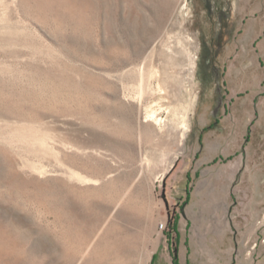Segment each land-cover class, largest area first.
Instances as JSON below:
<instances>
[{"label":"rangeland","instance_id":"rangeland-1","mask_svg":"<svg viewBox=\"0 0 264 264\" xmlns=\"http://www.w3.org/2000/svg\"><path fill=\"white\" fill-rule=\"evenodd\" d=\"M237 1L0 0V264H167L160 214L218 162Z\"/></svg>","mask_w":264,"mask_h":264},{"label":"crops","instance_id":"crops-1","mask_svg":"<svg viewBox=\"0 0 264 264\" xmlns=\"http://www.w3.org/2000/svg\"><path fill=\"white\" fill-rule=\"evenodd\" d=\"M236 9L244 16L222 78L231 104L218 120V162L196 160L207 169L179 196V208L160 214L161 222L177 218L171 239L166 235L157 248L162 263L173 264L171 243L180 264H259L264 258V126L258 149L249 145L264 115V0H238Z\"/></svg>","mask_w":264,"mask_h":264},{"label":"trees","instance_id":"trees-1","mask_svg":"<svg viewBox=\"0 0 264 264\" xmlns=\"http://www.w3.org/2000/svg\"><path fill=\"white\" fill-rule=\"evenodd\" d=\"M168 226H169V230H170L168 237H169V239H171L172 231H176L177 218H171L169 220ZM171 254H172L173 264H180L179 258H178L177 246L174 243H171Z\"/></svg>","mask_w":264,"mask_h":264},{"label":"built area","instance_id":"built-area-1","mask_svg":"<svg viewBox=\"0 0 264 264\" xmlns=\"http://www.w3.org/2000/svg\"><path fill=\"white\" fill-rule=\"evenodd\" d=\"M169 227H168V224H167V222L166 221H163V222H160L159 223V229L160 230H165V229H168Z\"/></svg>","mask_w":264,"mask_h":264},{"label":"flooded vegetation","instance_id":"flooded-vegetation-1","mask_svg":"<svg viewBox=\"0 0 264 264\" xmlns=\"http://www.w3.org/2000/svg\"><path fill=\"white\" fill-rule=\"evenodd\" d=\"M223 98H224V96H223Z\"/></svg>","mask_w":264,"mask_h":264}]
</instances>
